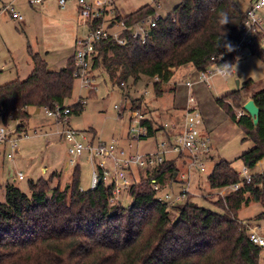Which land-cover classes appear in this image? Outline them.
I'll return each mask as SVG.
<instances>
[{"label":"trees","instance_id":"obj_1","mask_svg":"<svg viewBox=\"0 0 264 264\" xmlns=\"http://www.w3.org/2000/svg\"><path fill=\"white\" fill-rule=\"evenodd\" d=\"M157 1L127 16L118 11L117 21L133 26L154 17ZM248 9L243 11L236 0H181L167 17L160 16L145 44L133 38L130 30L125 32V46L102 43L94 67L120 87L147 76L158 79L154 85L157 95L173 92L163 86L169 85L174 70L189 65L201 72L213 64L224 65L222 56H231L241 41ZM220 11L227 12L233 23L222 28L217 22ZM226 43L234 50L226 52ZM251 49L264 64L259 39ZM29 53L31 75L0 85V118L5 125L10 120L19 123V132L26 130L29 109L65 107L74 91L73 57L65 68L54 71L39 53L32 49ZM250 98L260 110L257 124L247 113L236 114L246 103L240 90L216 103L242 129L244 141L254 143L241 157L244 166L253 170L264 159V91ZM137 102L133 110H141ZM84 107L80 102L71 106L73 115L82 113ZM143 123L150 138L175 133L155 117ZM179 161L163 163L132 186L128 192L132 203L126 207L109 205L112 187L103 182L90 191L81 190L80 166L63 190L53 186L54 176L31 181L29 194L8 183L5 202L0 203V264H262L263 249L250 241L239 212L252 203L264 207V175H253L239 190L219 194L215 204L224 213L191 201L173 213L172 205L157 198L151 182L157 180L164 189L172 186L180 174ZM241 181L226 160L218 162L208 177L210 189L219 192ZM263 217L264 212L258 218Z\"/></svg>","mask_w":264,"mask_h":264},{"label":"rangeland","instance_id":"obj_2","mask_svg":"<svg viewBox=\"0 0 264 264\" xmlns=\"http://www.w3.org/2000/svg\"><path fill=\"white\" fill-rule=\"evenodd\" d=\"M11 1L13 0H0V8L3 3ZM69 1L73 2V0ZM180 1L158 0L155 6L158 15L167 17ZM236 1L243 11L248 9L250 0ZM115 4L121 15L127 16L144 6L153 5L154 0H116ZM61 10L59 7L52 6L49 12H45L39 7H30L25 0H20L16 12L22 15L24 21L19 22L10 13L2 15L0 18V85L17 80L24 81L31 75L33 65L29 49L39 53L51 70L59 71L65 68V65L67 66L69 59L76 53L75 41L86 34V29L82 28L75 8L71 6L65 11ZM261 15L264 18V11ZM230 63L232 65L230 75L215 77L208 87L206 84H197L193 88V95L204 118L202 132L211 140L213 159L206 160L205 173H200L195 168H192L189 173V168L181 160L178 162L180 174L176 182L157 195V198L170 195V205H172L170 210L173 213H176L187 201L201 208L224 213L215 201L220 195L225 196L232 190L225 189L219 195V191L210 189L208 177L221 160L230 162L240 174L245 169L241 157L254 147L253 142L244 141L245 135L242 129L229 118L216 101L237 91V82L245 102L251 99L253 93L264 91V64L256 55L231 60ZM102 73L100 68L91 73L95 79L94 84L98 88L91 97L88 90L83 89L81 82L75 81L73 96L66 105L71 107L84 99L86 101L84 110L71 117V127L80 132L94 130L96 138L103 142L110 143L115 140L127 147L134 102L138 101L142 104L143 113L165 122H179L180 120L176 117V120L171 117L169 119L167 113L171 111L177 113L182 108L183 112L188 106L189 91L185 81L189 75L183 72L175 73L176 76L170 84L163 86L166 90L176 87V93L167 91L163 95L155 93L154 85L158 82L157 78L141 76L137 83L129 80L123 88ZM192 75L197 76L196 73ZM241 111L235 110L237 115H240ZM36 112L37 109L29 110L31 117L25 124L28 137L19 142V156L12 161L8 160V149L0 146V203L5 202V187L8 183L16 185L27 194L30 192L29 183L42 178L48 180L54 176L53 186L59 185L61 190L71 183L75 167L69 164L68 145L51 135L55 132L54 130H47L46 126L50 121L45 113L41 111L36 114ZM9 123L11 126L16 124L11 120L7 125ZM4 125L0 118V128ZM42 126L46 127L45 130L40 129ZM90 135L93 136L94 133H89V137ZM156 136V139L142 143L133 151L144 153L152 150L153 143L159 142L163 137L161 133ZM78 164L80 189L90 191L94 165L84 156L78 160ZM249 171L252 175H264V159ZM20 173L25 177L22 181L18 179ZM185 191L189 194L188 200L185 197L178 200ZM125 201L126 206L132 203L130 198H125ZM263 212L262 205L252 203L239 212V218L251 229L264 231V217L258 218ZM261 263L264 264V249Z\"/></svg>","mask_w":264,"mask_h":264},{"label":"built area","instance_id":"obj_3","mask_svg":"<svg viewBox=\"0 0 264 264\" xmlns=\"http://www.w3.org/2000/svg\"><path fill=\"white\" fill-rule=\"evenodd\" d=\"M47 0H27L34 6H41ZM56 4L60 9H66L71 1L69 0H48ZM78 9V15L82 25L86 28V34L76 40V53L73 56L75 69L73 78L80 81L83 89H87L89 96L96 93L98 88L95 86V79L91 73L96 70L95 60L99 56V47L102 43H111L125 46L128 38L125 34L130 30L133 38L140 39L145 44L151 28H154L160 16L156 13L154 17H149L141 23L133 26L126 25L123 21H117L118 9L115 0H73ZM261 0H252L251 6L247 11L246 20L242 26V37L238 46L231 56H222L225 63L231 65V60H238L243 57L253 55L252 47L256 41L264 46V18L261 13L264 6L257 7ZM10 13L12 17L19 22L23 21L20 13L16 12L13 3H5L0 8V15ZM218 64H213L205 71L196 72L197 76L187 78L185 86L189 91L188 106L183 111L181 121L165 122L157 118V121L167 131H175L174 134L163 135L157 142L153 151L134 152V148L146 143L152 138L149 137V128L143 123V120L150 118L142 110L132 109L131 126L128 135V145L124 147L119 141L113 140L110 143L96 140L89 132H80L71 127V117L73 108L70 106H56L54 109L45 108L42 111L45 115L54 121L58 127L54 135L68 145L69 164L73 167L79 166L78 160L83 156L90 159L94 168L92 170V189H95L100 182L106 186L112 187L109 197L110 206L126 207L125 198H128V192L132 186L137 185L143 178L148 177V173L157 169L165 162L173 161L179 158L189 168H195L200 173L206 171V160L213 159L211 140L202 132L204 118L199 111L196 99L193 95V88L197 84L211 85L212 80L217 76L226 77L218 72ZM122 83L121 87H125ZM85 104L84 99L80 102ZM118 109V107H116ZM246 113L241 111L239 116ZM17 129L11 125H4L0 128V145L7 144L10 152L7 154L9 159H14L19 152L20 138ZM241 183L230 188L233 191L239 190L242 182L250 183L253 175L249 169H245L239 174ZM184 177V176H183ZM22 174H19V180H23ZM151 186L157 195L164 190L161 183L152 180ZM167 186L166 188H168ZM229 189V190H230ZM224 192V191H223ZM186 191L179 199L184 198ZM132 201V198H130ZM160 201L170 204L171 197L166 195L160 198ZM248 228L250 241L264 249V234L259 229Z\"/></svg>","mask_w":264,"mask_h":264},{"label":"crops","instance_id":"obj_4","mask_svg":"<svg viewBox=\"0 0 264 264\" xmlns=\"http://www.w3.org/2000/svg\"><path fill=\"white\" fill-rule=\"evenodd\" d=\"M19 1L20 0H13V1H11V2H9V3H13V5H14V8H15V10H16V7H17V4L19 3ZM25 2L30 6V7H32V8H36V7H39L40 8V10H43V11H45V12H49L50 11V9H51V7L52 6H55V7H58L56 4H54V3H51L50 1H46V3L45 4H43V5H41V6H34V5H31V4H29L28 2H27V0H25ZM251 3H252V0H250V4H249V7H250V5H251ZM3 4H5V3H3ZM73 7V8H75L76 9V11H77V13H78V9H77V6H76V4H75V2L73 1V2H71L70 4H69V6L67 7V8H69V7ZM160 6H158V8H159ZM248 7V8H249ZM66 8V9H67ZM66 9H62L61 11H65ZM156 9V8H155ZM156 12H157V10H156ZM6 13H4V14H1L0 15V18L2 17V15H5ZM157 14H158V12H157ZM11 15V14H10ZM12 16V15H11ZM24 21V20H23ZM82 24V23H81ZM82 28L84 29L85 27L82 25ZM86 29V28H85ZM78 39V38H77ZM75 44H76V41H75ZM33 65V64H32ZM48 66H49V64H48ZM66 66V65H65ZM64 66V67H65ZM33 70V69H32ZM194 71V72H193ZM174 72V75H173V77H172V79L176 76L175 75V73H178V72H183L184 74H188L187 76V78H193V75L192 74H195L196 73V71L191 67V66H189V65H186V66H183V67H181V68H179V69H176V70H174L173 71ZM191 72H193V73H191ZM171 79V80H172ZM171 80H170V82H171ZM170 82H169V84H170ZM208 87V86H207ZM210 88V87H209ZM174 91H173V93H176V91H177V88L175 87V89H173ZM92 95H90V97H91ZM183 109V108H182ZM182 109L181 110H178L177 111V113H175V111L173 112V111H171L170 113H167L168 114V116H169V119H170V117L171 118H178L180 121H181V119L183 118V112H182ZM30 110V109H29ZM29 110H28V112H29ZM41 112V111H40ZM39 112V113H40ZM30 114V113H29ZM36 114H38V112H36ZM177 115V116H176ZM176 118L174 119V120H176ZM30 120V119H29ZM172 120V119H171ZM49 123L47 124V130H49V131H51V130H54V131H56L57 130V126L55 125V123H54V121L53 120H51L50 118H49ZM9 125H11V123H9ZM18 126H19V123H17L16 122V124L14 125V126H12V128H16L17 129V134L19 135V138H20V141H21V139H23V138H27L28 137V135H27V127H26V130H23V131H20L19 132V130H18ZM46 127H44L43 128V126L42 127H40V129L42 130H45V128ZM55 133V132H54ZM54 133H52L51 135L52 136H55L54 135ZM90 134L92 133H94V135L93 136H95V131L93 130V131H90L89 132ZM207 135V134H206ZM208 136V135H207ZM209 137V136H208ZM95 139H97L96 138V136H95ZM153 139H156V137H154V138H152L150 141H152ZM98 140V139H97ZM156 144V141H155V143H153V145H154V148L152 149V150H150V151H153L154 149H155V145ZM0 146H5V148L6 149H8V153L10 152V148H9V146L7 145V144H4V145H0ZM150 151H147V152H150ZM20 155V151L15 155V158L17 157V156H19ZM14 158V159H15ZM7 159L8 160H14V159H9L8 157H7ZM21 174V173H20ZM24 177V176H23ZM18 179H19V176H18ZM24 179H25V177H24ZM23 179V180H24ZM22 181V180H21ZM171 186H169V188H170ZM92 189V188H91ZM82 190V189H81ZM188 193V192H187ZM219 194H221V191H220V193ZM261 233L262 234H264V231H261Z\"/></svg>","mask_w":264,"mask_h":264},{"label":"clouds","instance_id":"obj_5","mask_svg":"<svg viewBox=\"0 0 264 264\" xmlns=\"http://www.w3.org/2000/svg\"><path fill=\"white\" fill-rule=\"evenodd\" d=\"M262 6H264V0H261V3L259 5H257V7H262ZM217 17H218L217 22L219 25L222 26V28L224 26L228 25L229 23H233L231 17L225 11H220L217 14ZM224 48H225L226 52H231L234 50L233 47L228 43L224 44ZM221 55H223V54H221ZM231 68H232V65L225 63L224 65H220L218 72L220 74L227 76V75H230Z\"/></svg>","mask_w":264,"mask_h":264},{"label":"water","instance_id":"obj_6","mask_svg":"<svg viewBox=\"0 0 264 264\" xmlns=\"http://www.w3.org/2000/svg\"><path fill=\"white\" fill-rule=\"evenodd\" d=\"M237 90H240L239 82H237ZM243 110L252 118H254V123L257 124L259 121V115H260V110L259 108L255 105L253 100H249L246 102L243 106ZM39 113L40 111L37 110Z\"/></svg>","mask_w":264,"mask_h":264}]
</instances>
